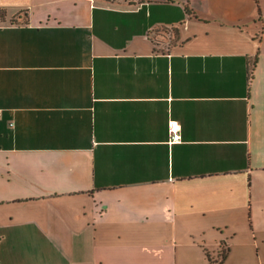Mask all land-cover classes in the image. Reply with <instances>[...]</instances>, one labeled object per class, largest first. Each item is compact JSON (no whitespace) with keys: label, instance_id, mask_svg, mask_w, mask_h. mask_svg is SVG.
Segmentation results:
<instances>
[{"label":"crops","instance_id":"obj_1","mask_svg":"<svg viewBox=\"0 0 264 264\" xmlns=\"http://www.w3.org/2000/svg\"><path fill=\"white\" fill-rule=\"evenodd\" d=\"M0 264H264V0H0Z\"/></svg>","mask_w":264,"mask_h":264},{"label":"built area","instance_id":"obj_2","mask_svg":"<svg viewBox=\"0 0 264 264\" xmlns=\"http://www.w3.org/2000/svg\"><path fill=\"white\" fill-rule=\"evenodd\" d=\"M170 126H171V129L173 130V131H177V123H176V121H174V120H171L170 121ZM174 138H179V136L177 135V134H174Z\"/></svg>","mask_w":264,"mask_h":264}]
</instances>
